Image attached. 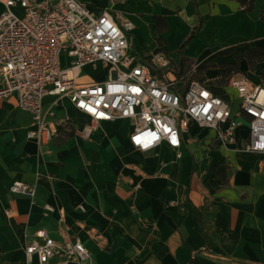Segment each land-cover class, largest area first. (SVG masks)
<instances>
[{"label":"crops","instance_id":"1","mask_svg":"<svg viewBox=\"0 0 264 264\" xmlns=\"http://www.w3.org/2000/svg\"><path fill=\"white\" fill-rule=\"evenodd\" d=\"M82 1L133 21L131 53L158 50L178 65L206 67L203 83L235 109L233 77L264 85L242 74L250 68L245 51L264 47V0L250 12L236 0ZM157 17L167 22L161 34ZM224 63H239L229 83ZM106 72L104 65L87 67L78 82L101 81ZM44 108L52 127L67 121L74 135L29 138L31 112L13 95L0 98V264H40L25 251L39 229L56 240L81 239L91 264H264V153L244 149L246 124L235 144L223 145L215 129L192 122L177 158L165 144L136 150L130 119L102 122L84 138L79 131L90 117L68 98L47 96ZM14 181L35 185V199L11 192Z\"/></svg>","mask_w":264,"mask_h":264},{"label":"built area","instance_id":"2","mask_svg":"<svg viewBox=\"0 0 264 264\" xmlns=\"http://www.w3.org/2000/svg\"><path fill=\"white\" fill-rule=\"evenodd\" d=\"M0 15V98L15 96L32 114L28 137L49 142L59 129L73 131L69 122L54 127L44 108V99L68 98L90 122L79 131L89 138L105 121L130 119L132 146L150 151L162 144L181 158L182 134L192 122L216 130L223 145L237 140V129L246 124L249 134L245 150L264 153V85L248 77H233L238 106L215 95L203 82L179 80L172 72L159 76L147 59L161 68L170 64L162 51L147 57L130 52L133 21L104 9L96 11L82 0H5ZM107 67L105 79L87 84L78 77L87 67ZM10 191L36 197V187L14 181ZM82 208V207H81ZM48 211H55L46 205ZM83 209V208H82ZM8 212H11L10 210ZM25 251L28 261L37 256L40 264L60 256L58 264H91L90 250L79 238L56 240L39 229Z\"/></svg>","mask_w":264,"mask_h":264},{"label":"trees","instance_id":"3","mask_svg":"<svg viewBox=\"0 0 264 264\" xmlns=\"http://www.w3.org/2000/svg\"><path fill=\"white\" fill-rule=\"evenodd\" d=\"M236 1H238L242 5V7L244 8L245 12L252 11L254 9L255 3H256V0H236ZM157 18L159 20V23L157 24V27H158V31L161 34L167 28V22H166V20L163 17H157ZM261 18H262V20H264V11L261 14ZM193 35H194V33L192 34V36ZM164 41H165L164 38L162 36H160V43H163ZM245 57L248 60L250 68L252 70L256 69V67L259 64H263L261 77H262V80L264 81V47H259L258 46V47L254 48L252 50L247 49L245 51ZM186 64L187 63L184 60L182 62V65L185 66ZM238 64L239 63H237V64L224 63L223 66L226 69V74H225L226 78H225V80H228V81L230 80L231 75H232V71L236 70V72H237L239 70ZM198 69H199V71H204L206 69V67H204V66L203 67H198ZM203 79L204 78L202 77V78L196 79V80H199V81L203 82ZM191 80H193V79H191ZM224 81H223V83H225ZM59 130H61V128Z\"/></svg>","mask_w":264,"mask_h":264},{"label":"rangeland","instance_id":"4","mask_svg":"<svg viewBox=\"0 0 264 264\" xmlns=\"http://www.w3.org/2000/svg\"><path fill=\"white\" fill-rule=\"evenodd\" d=\"M156 50V49H154ZM160 51H153L151 53H149L150 55L158 53ZM138 57H142V56H138ZM170 59V58H169ZM146 62L149 63V65L152 67V69L154 71H156V73L159 74V76H164V75H169L170 77H173L171 74H169V72H172L179 80H183L186 83L189 82L191 79H200L202 78V72L199 71V69L197 67L193 68L192 67V63H187L185 66L180 64H176L174 61H172L170 59V64L167 68H161L159 67L157 64L153 63V61L151 59H147ZM234 73H236V70H234ZM242 74L246 75V76H250L252 78H254L255 80H258V77L261 78V74H262V65H258L256 67V69L252 70L251 68H249L248 72H242ZM94 75H96L97 78L101 77L102 73L101 71H97ZM225 83H229L228 80L224 81Z\"/></svg>","mask_w":264,"mask_h":264},{"label":"water","instance_id":"5","mask_svg":"<svg viewBox=\"0 0 264 264\" xmlns=\"http://www.w3.org/2000/svg\"><path fill=\"white\" fill-rule=\"evenodd\" d=\"M74 133H75L74 131H71V132H69V133L67 134V136H69V137H70V136H73Z\"/></svg>","mask_w":264,"mask_h":264}]
</instances>
